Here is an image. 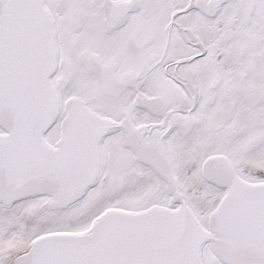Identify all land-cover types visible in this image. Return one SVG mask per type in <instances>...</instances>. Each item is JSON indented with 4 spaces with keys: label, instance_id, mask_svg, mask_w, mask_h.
I'll return each mask as SVG.
<instances>
[{
    "label": "snow or ice",
    "instance_id": "1",
    "mask_svg": "<svg viewBox=\"0 0 264 264\" xmlns=\"http://www.w3.org/2000/svg\"><path fill=\"white\" fill-rule=\"evenodd\" d=\"M0 264H264V0H0Z\"/></svg>",
    "mask_w": 264,
    "mask_h": 264
}]
</instances>
